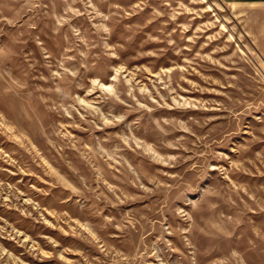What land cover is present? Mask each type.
Listing matches in <instances>:
<instances>
[{"label":"rangeland","instance_id":"1","mask_svg":"<svg viewBox=\"0 0 264 264\" xmlns=\"http://www.w3.org/2000/svg\"><path fill=\"white\" fill-rule=\"evenodd\" d=\"M222 0H0V264H264V59Z\"/></svg>","mask_w":264,"mask_h":264},{"label":"crops","instance_id":"2","mask_svg":"<svg viewBox=\"0 0 264 264\" xmlns=\"http://www.w3.org/2000/svg\"><path fill=\"white\" fill-rule=\"evenodd\" d=\"M237 8L243 16V31L247 35L246 46L257 49L259 59H264V0H222Z\"/></svg>","mask_w":264,"mask_h":264}]
</instances>
